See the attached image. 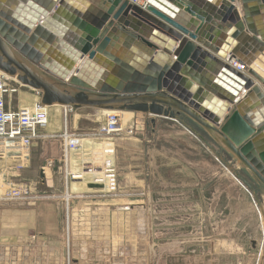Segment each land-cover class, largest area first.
Here are the masks:
<instances>
[{
	"label": "rangeland",
	"instance_id": "1",
	"mask_svg": "<svg viewBox=\"0 0 264 264\" xmlns=\"http://www.w3.org/2000/svg\"><path fill=\"white\" fill-rule=\"evenodd\" d=\"M11 82L17 88L12 108L32 107L40 100L37 90ZM47 111L43 134L48 136L30 148L29 160L0 159L4 180L33 185L32 192L42 196L31 203H0V252L5 257H27L30 264L264 261V188L229 151H208L201 143L207 136L197 123L186 116L167 118L153 132L149 117L122 110L117 114L121 129L111 139H92L85 135L105 121L101 108L72 109L66 120L62 105ZM65 123L70 132L84 136L83 145L97 150L93 169H99L104 149L112 153L115 166V194L70 197L68 227L58 136ZM76 167L69 164V169ZM84 180L71 184L72 192L86 196L99 189L90 174Z\"/></svg>",
	"mask_w": 264,
	"mask_h": 264
},
{
	"label": "water",
	"instance_id": "2",
	"mask_svg": "<svg viewBox=\"0 0 264 264\" xmlns=\"http://www.w3.org/2000/svg\"><path fill=\"white\" fill-rule=\"evenodd\" d=\"M94 1V24L59 25L67 0H0V70L46 106L186 116L264 188V0Z\"/></svg>",
	"mask_w": 264,
	"mask_h": 264
},
{
	"label": "built area",
	"instance_id": "3",
	"mask_svg": "<svg viewBox=\"0 0 264 264\" xmlns=\"http://www.w3.org/2000/svg\"><path fill=\"white\" fill-rule=\"evenodd\" d=\"M131 2L145 7V0H131ZM231 65L240 71H245L246 67L236 60L230 61ZM13 78L0 70V159L9 158L29 160V151L33 143L41 137H45L41 130L47 126L48 106L42 104L40 100L36 101L32 107L18 106L12 108L11 95L17 91V88L11 82ZM64 108V117L72 111L71 107ZM105 121L95 130L85 135L92 139H111L121 128L119 116L116 113H105ZM118 125V126H117ZM63 143L62 162L64 166V186L65 193L63 200L66 205L67 227L69 225V201L70 197H95L114 195V176L115 166L109 149H104L105 155L99 154L100 164L96 171L93 166L97 157L94 153L97 151L91 146H85L81 142L84 136L79 133L70 132L65 123L62 132L58 135ZM71 155L76 158L71 162ZM69 164L77 166L69 169ZM85 174H90V182L100 185L99 189L92 191L89 195H79L72 192L70 186L73 181L82 183ZM33 185L25 183H12L4 180L0 174V203H22L40 198L37 192H32ZM5 253L0 252V264H26L27 257L24 259H8ZM6 258V259H5Z\"/></svg>",
	"mask_w": 264,
	"mask_h": 264
},
{
	"label": "crops",
	"instance_id": "4",
	"mask_svg": "<svg viewBox=\"0 0 264 264\" xmlns=\"http://www.w3.org/2000/svg\"><path fill=\"white\" fill-rule=\"evenodd\" d=\"M11 1L14 3L13 5H15V6L20 5L21 6V9H23L22 14L28 15V14H30L31 11H34L36 7L42 6V4L39 1H47V0H11ZM100 13H101V10L98 8L97 3L94 0H67V3L65 5H63V7H61V12L58 13V16L61 20H56V24H59V25H65V24L76 25V23L77 24L84 23V24L91 25V24H94V21L97 18H99ZM66 29H68V30L67 31L60 30V31H62L63 34H65V35H63V37L55 35V39H63V38L65 39L66 37H70V35L67 36V34H68L67 32H75L71 27L70 28L67 27ZM39 41H41V38L39 39ZM102 111H103V109H102ZM155 119H156L155 125H153V126H155V128H152L153 132L155 130H157V128L160 126V122H163V119H167V118L156 117ZM172 120L173 119H170V121H172ZM76 123H77V121H76ZM73 125H75V122ZM45 128L46 127H44V129ZM67 129H68V127H67ZM41 132L43 134V129L41 130ZM204 132H205L207 137L201 139V143L205 144L206 149L208 151H210V152L215 151L216 152L219 149L227 151L226 148L224 147V145L221 143V139L218 138V141H217L207 131L204 130ZM44 135H45V137H41L38 140L43 139V138L45 139L46 136H48L46 134H44ZM38 140H36L33 143V146L37 145L36 142ZM215 146H217V147H215ZM206 154H208V153H206ZM219 161H222V160L219 158ZM74 183L77 184L76 181H73L72 186L74 185ZM70 189H71V186H70ZM261 248H262V244L260 245V250H261ZM257 253H258V250H257ZM259 256H260V254H259Z\"/></svg>",
	"mask_w": 264,
	"mask_h": 264
},
{
	"label": "bare ground",
	"instance_id": "5",
	"mask_svg": "<svg viewBox=\"0 0 264 264\" xmlns=\"http://www.w3.org/2000/svg\"><path fill=\"white\" fill-rule=\"evenodd\" d=\"M103 112L105 113H116V114H120V112L122 111H118V110H105L103 109ZM124 115V114H123ZM121 118V117H120ZM48 119H49V114H48ZM48 119H47V124H48ZM121 122V120H119ZM262 253V251L260 252V254ZM262 258V255H261ZM260 260V259H259ZM258 261V260H257Z\"/></svg>",
	"mask_w": 264,
	"mask_h": 264
},
{
	"label": "flooded vegetation",
	"instance_id": "6",
	"mask_svg": "<svg viewBox=\"0 0 264 264\" xmlns=\"http://www.w3.org/2000/svg\"><path fill=\"white\" fill-rule=\"evenodd\" d=\"M30 260H31V259H28V260L26 261V262H27L26 264H30Z\"/></svg>",
	"mask_w": 264,
	"mask_h": 264
}]
</instances>
